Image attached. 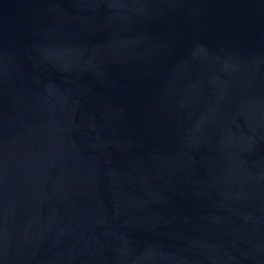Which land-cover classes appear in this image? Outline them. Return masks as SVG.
<instances>
[{"label": "water", "instance_id": "water-1", "mask_svg": "<svg viewBox=\"0 0 264 264\" xmlns=\"http://www.w3.org/2000/svg\"><path fill=\"white\" fill-rule=\"evenodd\" d=\"M0 264H264V0H0Z\"/></svg>", "mask_w": 264, "mask_h": 264}]
</instances>
